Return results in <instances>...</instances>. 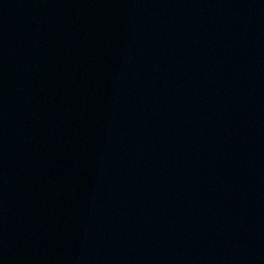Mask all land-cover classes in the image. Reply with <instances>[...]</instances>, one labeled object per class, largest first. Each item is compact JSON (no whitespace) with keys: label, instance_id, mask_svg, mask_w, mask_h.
<instances>
[{"label":"water","instance_id":"obj_1","mask_svg":"<svg viewBox=\"0 0 264 264\" xmlns=\"http://www.w3.org/2000/svg\"><path fill=\"white\" fill-rule=\"evenodd\" d=\"M0 264H264V0H0Z\"/></svg>","mask_w":264,"mask_h":264}]
</instances>
